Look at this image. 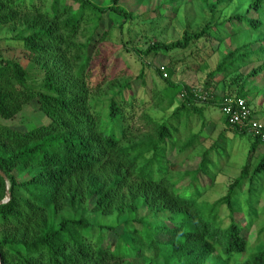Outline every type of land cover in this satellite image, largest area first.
Returning <instances> with one entry per match:
<instances>
[{"label":"trees","instance_id":"1","mask_svg":"<svg viewBox=\"0 0 264 264\" xmlns=\"http://www.w3.org/2000/svg\"><path fill=\"white\" fill-rule=\"evenodd\" d=\"M230 1L165 0L146 13L153 26L175 18L186 2L206 11L209 20L180 40L137 48L131 41L136 17L127 0L107 6L0 0V30L10 34L0 37V48L12 43L24 58L0 49V171L6 178L0 175V201L9 194L0 204L1 264H237L244 256V264H264V224L253 243L247 234L263 216L255 192L264 178V150L256 153L264 149V126L255 134L250 125L229 124L221 111L225 96L236 97L245 101L249 119L259 121L249 98L257 92L248 86L264 75V0L242 6L239 0L232 15L215 23L216 12ZM106 16L111 22L103 29ZM226 25L233 31L225 36ZM233 36L244 40L222 53ZM201 42L216 43L208 55L219 53L202 91L174 79L175 63L163 67L166 77L157 69L163 87L153 97L171 115L154 120L143 114L141 126L130 120L132 101L125 92L133 90V81L145 82L144 58ZM116 48L139 62L134 79L125 78L126 70L117 72ZM200 53L192 54L197 63L204 60ZM31 105L44 123L27 130L3 123ZM211 107L219 109L225 128L188 167L200 136L214 127L207 117ZM192 117L200 123L197 133L187 126ZM227 134L249 140L245 162L222 196L201 200L199 178L214 184L220 160L235 147L233 139L226 143ZM242 198L246 217L238 210Z\"/></svg>","mask_w":264,"mask_h":264},{"label":"rangeland","instance_id":"2","mask_svg":"<svg viewBox=\"0 0 264 264\" xmlns=\"http://www.w3.org/2000/svg\"><path fill=\"white\" fill-rule=\"evenodd\" d=\"M92 1L101 6L109 5V0ZM164 1L165 0H127V2L124 3L126 8L129 11H132L133 16L136 17L135 25L132 26L133 30L131 34V41L133 46L137 48L145 47L148 42H154L156 40L165 43L180 40L183 38V35L186 31L190 33L199 31L209 20L210 15L206 11H201L195 4L186 2L187 4H182V6L179 8L178 14L175 18H166L160 25L153 26L150 22V19L146 18V13L155 6H160ZM247 1L248 0H241V6ZM238 2L239 0H231L228 4L222 5L220 8L221 10H219L215 14V23L222 22L230 15H232L239 4ZM110 22V18L106 16L104 18L103 29H106ZM232 31L233 29L226 25V31L225 33H223L224 35H229ZM9 36L10 34L7 29L2 28L0 30V37ZM255 36L256 35H251L250 39L252 40L253 38H255ZM80 40L84 39L82 38ZM242 40H244L243 37H227L220 51L224 53L226 49L239 44ZM233 41L235 43L231 44L230 42ZM105 45V48H110L112 46L111 44ZM215 46L216 43L214 42H201L197 45V47L190 50L172 51L168 56L158 55L156 57L144 58V61L148 63L147 67L144 69L145 82L143 83L139 80L133 81V90H126L125 92L127 100L132 101V107L127 108L128 112L133 113V117L129 119H133V122L141 126L143 122L142 120H140V118L143 114H147L154 120H166L171 115V111L165 112L157 107V101L153 97V95L163 87L162 81L159 79L156 73V70L160 69L161 67H165L172 63H175L176 66L174 79L176 81L185 83L196 90L202 91L206 82L207 74L210 71L214 70L218 63L219 53L208 55L210 54L211 49ZM98 48L101 49V45H99ZM105 48H103L102 50H105ZM0 49L3 54H13L16 57H19V59L21 60L24 59L20 47L12 43L10 47L4 46ZM118 50L119 48H116L112 56V58H118L117 72H124V70H126L125 78L134 79V77L140 70L139 62L135 60V56L123 54ZM197 50L202 52L199 54V56H203V62L197 63L195 60V56H192V54H195ZM199 65L205 67V69L199 68ZM215 79L218 80L219 77H216ZM248 87L257 92L254 95L249 96V98L251 99L250 107L254 114L259 117V121L257 122L264 126V75L262 74L258 77L252 78ZM217 94L219 96L224 95L220 89L217 90ZM207 117L211 120L214 127L206 128L200 136L203 142L192 153L194 159L187 160L186 165L188 167H193L195 161L199 159L198 157L201 156V154L205 150L209 149L212 146L214 140L217 139L218 135L222 133L225 128L221 112L218 108H209ZM189 121L190 122H188L187 126L192 130L193 133H197L200 129V123L198 119L196 117H192ZM44 122L45 118L42 117L40 113H38L35 105L25 107L23 111L20 112L13 120L3 121L4 124L10 125L20 130H27L32 126ZM184 130L185 127L183 126V124H180L179 131L182 133L184 132ZM232 139L233 141H235V147L231 150L230 156L228 158H226L225 156L224 158H222V160H220L221 168L219 172H217L214 184L210 185V182L206 177L201 176L199 178L200 186L205 187L204 189L200 188L202 189L201 200L213 202L220 196H222L225 193L227 184L238 175L241 166L244 164L249 150V140L234 138L232 134H227L226 143L230 144V140L232 141ZM263 150V148H260L256 153L262 154ZM187 182L188 180L182 183H184L185 185L187 184ZM255 197L257 200H259V208H261L263 216L259 218L258 223L256 222L255 224H252L250 226V232L247 233L250 239V243H253L255 241L258 235L259 228L264 224V178H262L261 181L256 184ZM238 205V210H242L243 214L246 217L247 205L245 199L242 198L241 200H239ZM227 215L228 211L224 207H222V218L224 217V219H226ZM105 221L107 223H110L112 219L107 218L105 219ZM243 221L244 220L240 218V222ZM260 237V239H262L264 237V233H262ZM108 239L111 241V243H113L115 240L114 235L109 234ZM244 258L245 256L243 258H237V264H244Z\"/></svg>","mask_w":264,"mask_h":264},{"label":"built area","instance_id":"3","mask_svg":"<svg viewBox=\"0 0 264 264\" xmlns=\"http://www.w3.org/2000/svg\"><path fill=\"white\" fill-rule=\"evenodd\" d=\"M161 70L164 73L163 76L166 77L163 67H161ZM221 105V111L227 116L229 124L242 126L250 125L253 133L261 134L263 132V125L255 120L249 119L251 112L243 99L225 96ZM261 137L264 139V134Z\"/></svg>","mask_w":264,"mask_h":264},{"label":"water","instance_id":"4","mask_svg":"<svg viewBox=\"0 0 264 264\" xmlns=\"http://www.w3.org/2000/svg\"><path fill=\"white\" fill-rule=\"evenodd\" d=\"M0 175L4 178V179H6L5 178V175L0 171ZM9 200V194H8V191L6 190V195H5V198L2 200V201H0V204H3V203H5V202H7ZM1 264V263H0Z\"/></svg>","mask_w":264,"mask_h":264}]
</instances>
